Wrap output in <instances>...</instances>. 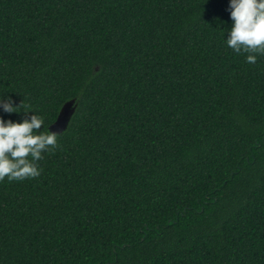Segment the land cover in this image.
Returning <instances> with one entry per match:
<instances>
[{
    "label": "trees",
    "instance_id": "obj_1",
    "mask_svg": "<svg viewBox=\"0 0 264 264\" xmlns=\"http://www.w3.org/2000/svg\"><path fill=\"white\" fill-rule=\"evenodd\" d=\"M227 9L0 0V95L44 131L75 100L41 174L0 181V264H264V55Z\"/></svg>",
    "mask_w": 264,
    "mask_h": 264
},
{
    "label": "clouds",
    "instance_id": "obj_2",
    "mask_svg": "<svg viewBox=\"0 0 264 264\" xmlns=\"http://www.w3.org/2000/svg\"><path fill=\"white\" fill-rule=\"evenodd\" d=\"M231 25L226 44L237 54H245V62L255 64L264 55V0H228ZM0 110L23 113L21 120L0 116V181L36 178L41 174L39 161L58 147L56 132L44 131V118L30 105L21 110L11 96L0 95ZM43 129L41 130V126Z\"/></svg>",
    "mask_w": 264,
    "mask_h": 264
},
{
    "label": "water",
    "instance_id": "obj_3",
    "mask_svg": "<svg viewBox=\"0 0 264 264\" xmlns=\"http://www.w3.org/2000/svg\"><path fill=\"white\" fill-rule=\"evenodd\" d=\"M74 102L75 100H71L64 105L57 120L50 126L51 131L60 133L67 128L75 111V106H73Z\"/></svg>",
    "mask_w": 264,
    "mask_h": 264
}]
</instances>
